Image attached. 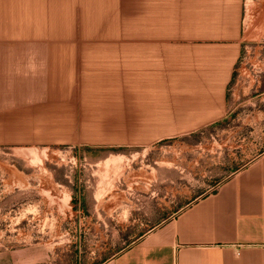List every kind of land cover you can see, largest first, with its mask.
<instances>
[{
    "label": "rangeland",
    "instance_id": "rangeland-1",
    "mask_svg": "<svg viewBox=\"0 0 264 264\" xmlns=\"http://www.w3.org/2000/svg\"><path fill=\"white\" fill-rule=\"evenodd\" d=\"M101 2L96 26L82 27L79 14L69 32L40 34L20 33L28 28L14 26L15 2L0 1L2 264L14 250L48 244L56 255L68 235L99 232L72 208L92 203L96 187L125 201L127 186H168L176 170L189 202L264 148V0L245 1L243 50L230 86L235 114L198 130L173 128L181 115L164 105L165 83L142 79V67L127 56L123 18L115 26L110 0ZM114 228L122 239L132 232Z\"/></svg>",
    "mask_w": 264,
    "mask_h": 264
},
{
    "label": "crops",
    "instance_id": "crops-1",
    "mask_svg": "<svg viewBox=\"0 0 264 264\" xmlns=\"http://www.w3.org/2000/svg\"><path fill=\"white\" fill-rule=\"evenodd\" d=\"M245 1L110 0L115 26L123 18L132 65L142 67L143 80L165 83L164 105L181 115L174 129L198 130L235 114L230 86L243 50ZM13 2L14 26L28 28L20 33L69 32L79 14L82 27L96 26L102 7L101 0ZM173 178L168 186H127L125 201L96 187L92 203L72 208L99 232L68 235L56 255L48 244L14 250L3 264H264V148L189 202L182 201L180 173ZM103 192L109 196L96 197ZM120 226L132 229L126 239L114 228Z\"/></svg>",
    "mask_w": 264,
    "mask_h": 264
}]
</instances>
